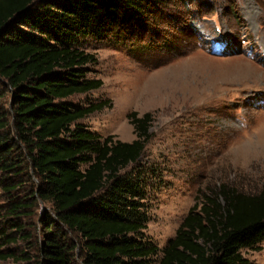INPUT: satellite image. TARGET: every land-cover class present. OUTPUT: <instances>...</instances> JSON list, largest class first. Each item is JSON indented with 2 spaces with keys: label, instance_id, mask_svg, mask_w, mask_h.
Segmentation results:
<instances>
[{
  "label": "trees",
  "instance_id": "16d2710c",
  "mask_svg": "<svg viewBox=\"0 0 264 264\" xmlns=\"http://www.w3.org/2000/svg\"><path fill=\"white\" fill-rule=\"evenodd\" d=\"M157 1L0 0L1 262L252 264L242 251H260L264 186L226 183L197 188L173 237L155 246L144 232L164 173L140 162L151 114L127 115L126 143L80 123L109 101H68L102 86L82 43L137 42Z\"/></svg>",
  "mask_w": 264,
  "mask_h": 264
},
{
  "label": "rangeland",
  "instance_id": "374dc122",
  "mask_svg": "<svg viewBox=\"0 0 264 264\" xmlns=\"http://www.w3.org/2000/svg\"><path fill=\"white\" fill-rule=\"evenodd\" d=\"M157 2L137 42L82 43L97 59L88 76L102 86L68 101H109L80 123L126 143L135 139L127 115L151 114L153 138L140 162L163 170L164 186L151 193L144 233L162 248L197 188L226 183L250 193L264 186V0ZM5 104L0 99L1 112ZM3 200L0 189V206ZM259 247L242 254L264 264V241Z\"/></svg>",
  "mask_w": 264,
  "mask_h": 264
}]
</instances>
